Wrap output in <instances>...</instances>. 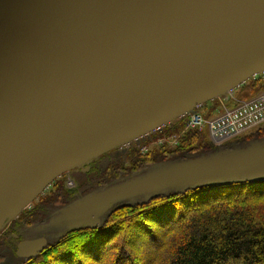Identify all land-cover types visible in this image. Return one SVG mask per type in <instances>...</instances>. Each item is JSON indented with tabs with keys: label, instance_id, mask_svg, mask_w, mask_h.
<instances>
[{
	"label": "water",
	"instance_id": "1",
	"mask_svg": "<svg viewBox=\"0 0 264 264\" xmlns=\"http://www.w3.org/2000/svg\"><path fill=\"white\" fill-rule=\"evenodd\" d=\"M262 72L264 0H0V231L63 173ZM260 165L264 149L158 179Z\"/></svg>",
	"mask_w": 264,
	"mask_h": 264
},
{
	"label": "trees",
	"instance_id": "2",
	"mask_svg": "<svg viewBox=\"0 0 264 264\" xmlns=\"http://www.w3.org/2000/svg\"><path fill=\"white\" fill-rule=\"evenodd\" d=\"M261 80L256 79L247 86L244 83L243 96L247 93L246 97L250 95L253 98L264 92V81ZM181 125L180 122L179 127ZM258 135L264 137V131ZM180 143L181 146L174 150L175 154L189 153L187 148L194 146L191 153L182 155L186 159L191 158L195 151L215 156L218 153L196 130L186 133ZM156 151L159 155L169 152L163 149ZM154 152L144 157L136 150H130V166L122 176L129 179L136 172L147 169L145 163H152ZM163 157L168 158V155ZM121 163L116 165V169L123 167ZM94 170L95 167L87 176ZM64 184V180L58 182L50 196L36 206L35 214L38 211L50 212L55 202L59 203L57 195L71 196ZM263 186L264 182H234L158 196L135 206L124 203L114 207L117 209L103 226L70 228L63 238L51 243L40 254L31 259H19L17 264H100L104 252L102 264H138L137 248L128 246V241L130 236L140 237L142 234H148L149 243L154 245L146 264H264ZM29 215L27 212L22 217L25 219ZM22 224L20 220L15 230ZM14 233L19 236L20 231ZM14 240L16 242L13 237ZM6 245L9 251L11 242L7 241ZM86 250L93 256L85 253Z\"/></svg>",
	"mask_w": 264,
	"mask_h": 264
},
{
	"label": "rangeland",
	"instance_id": "3",
	"mask_svg": "<svg viewBox=\"0 0 264 264\" xmlns=\"http://www.w3.org/2000/svg\"><path fill=\"white\" fill-rule=\"evenodd\" d=\"M262 79L264 81V72L259 73L247 81L245 86L250 85L252 81ZM243 83V84H244ZM243 84L199 106L198 113L204 116H210L222 112L227 108H232L237 101H247L252 96L244 94ZM207 104L210 106L204 107ZM234 105V106H235ZM203 109L199 110L200 108ZM190 115H182L165 124L162 132L150 133L145 137L126 144L122 147L112 149L98 158L94 159L90 164V169L85 172H65L58 178L56 182L50 184L46 190L28 205L23 212L17 217L9 221L0 231V264H17L19 258L15 257L17 241H12L14 232L20 231L19 236L22 239L35 240L40 237H46L50 243L63 238L65 233L70 231V228L81 229L85 227H101L106 223V220L113 213L114 207L124 204L135 206L154 197L168 196L178 194L188 189L215 186L224 183L234 182H261L264 181V165L252 167L250 169L228 170V171H211L206 173H197L193 175L181 176L176 179L163 181L158 177L166 174H179L185 168L196 167L200 163H211V161H221L223 159L238 158L243 154L253 153L264 149V137L258 134L264 131V127L257 129L242 138L222 140L221 143L215 140L210 129L204 125L201 132L205 136V140L211 148H215V154H200L202 151L192 152L191 158H184L182 155L191 153L192 148H187L190 152H182L183 154H175L174 150L181 146V138L191 129L189 126ZM182 123L179 127V123ZM194 122L198 124L196 119ZM187 127L189 129H187ZM180 133L178 134V131ZM261 137V139H259ZM259 140H256V139ZM136 150L139 155L146 156L155 151L152 156V163H145L147 169L136 172L131 178L126 179L122 176L125 171H128L130 160L128 157L130 150ZM166 150L162 155L156 150ZM172 151V152H171ZM168 158H164V155ZM191 155V154H190ZM215 156V157H214ZM122 162L120 169H116V165ZM132 162V161H131ZM94 172L87 176V173L93 170ZM97 167V168H96ZM71 176V178H70ZM65 181L67 193H71L69 198H64L63 193L57 195L59 203L55 202L50 212L44 213L38 211L35 214L36 206H40V201L43 198L50 196L59 181ZM142 187L139 190L137 188ZM264 188V186H263ZM49 189V190H48ZM66 193V192H65ZM56 194V192L54 193ZM67 199V200H65ZM119 207V206H118ZM39 209V208H38ZM29 213L28 217L23 215ZM22 220L21 226L23 229H16V225ZM164 237V236H163ZM11 239V240H10ZM11 242V248L8 251L6 242ZM128 246L137 248L136 262L143 264L150 258V252L154 245L150 244L148 234H142L140 237H129ZM144 245L146 247H144ZM149 249V251L147 250ZM146 250V251H145ZM85 253L92 255L88 250ZM2 253V254H1ZM104 252V256H105ZM93 256V255H92ZM104 256L101 257L99 263L102 264Z\"/></svg>",
	"mask_w": 264,
	"mask_h": 264
},
{
	"label": "built area",
	"instance_id": "4",
	"mask_svg": "<svg viewBox=\"0 0 264 264\" xmlns=\"http://www.w3.org/2000/svg\"><path fill=\"white\" fill-rule=\"evenodd\" d=\"M189 115L191 130L202 131V126L206 125L219 143L226 139H239L264 126V92L249 101H241L216 116L206 117L200 113ZM196 119L198 124L194 122ZM164 126L157 127L146 135L152 132H162Z\"/></svg>",
	"mask_w": 264,
	"mask_h": 264
},
{
	"label": "flooded vegetation",
	"instance_id": "5",
	"mask_svg": "<svg viewBox=\"0 0 264 264\" xmlns=\"http://www.w3.org/2000/svg\"><path fill=\"white\" fill-rule=\"evenodd\" d=\"M92 161H94V160H92ZM92 161H91L88 165L82 166V167H80V168H75V169H73V171L78 172V173L83 172V171L85 172V170H86L87 168L90 169V164L92 163ZM94 167H95V166H94ZM94 167H92V168H94ZM69 172H70V171H69ZM88 173H89V172H88ZM88 173H87V174H88ZM70 178H71V176H70ZM54 182H56V180H55ZM54 182H53V184H54ZM53 184H52V185H53ZM52 185L50 186L49 189L52 188ZM49 189H48V190H49ZM23 224H24V223H23ZM21 228L23 229L22 226H21ZM21 228H20V229H21ZM13 237L16 239V241L18 242V244L26 240V239H22L20 236H16L15 234H13ZM40 238H42V237H40ZM37 239H38V238H37ZM18 244H17V245H18Z\"/></svg>",
	"mask_w": 264,
	"mask_h": 264
},
{
	"label": "crops",
	"instance_id": "6",
	"mask_svg": "<svg viewBox=\"0 0 264 264\" xmlns=\"http://www.w3.org/2000/svg\"><path fill=\"white\" fill-rule=\"evenodd\" d=\"M234 105H235V104H234ZM234 105H233V106H234ZM208 106H210V105H209V104H207V105H206V106H204V107H208ZM204 107L200 108V110H201V109H203ZM217 114H218V113H217ZM214 115H215V114H214Z\"/></svg>",
	"mask_w": 264,
	"mask_h": 264
}]
</instances>
